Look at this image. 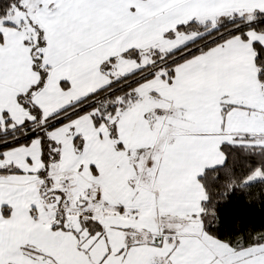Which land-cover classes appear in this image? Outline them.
Listing matches in <instances>:
<instances>
[{"label":"snow or ice","instance_id":"1","mask_svg":"<svg viewBox=\"0 0 264 264\" xmlns=\"http://www.w3.org/2000/svg\"><path fill=\"white\" fill-rule=\"evenodd\" d=\"M0 264H264V0H0Z\"/></svg>","mask_w":264,"mask_h":264}]
</instances>
